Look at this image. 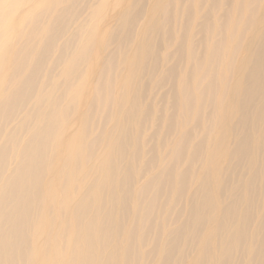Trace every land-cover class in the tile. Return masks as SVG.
<instances>
[{
    "label": "bare ground",
    "instance_id": "6f19581e",
    "mask_svg": "<svg viewBox=\"0 0 264 264\" xmlns=\"http://www.w3.org/2000/svg\"><path fill=\"white\" fill-rule=\"evenodd\" d=\"M0 264H264V0H0Z\"/></svg>",
    "mask_w": 264,
    "mask_h": 264
},
{
    "label": "rangeland",
    "instance_id": "374dc122",
    "mask_svg": "<svg viewBox=\"0 0 264 264\" xmlns=\"http://www.w3.org/2000/svg\"><path fill=\"white\" fill-rule=\"evenodd\" d=\"M112 4H113V8H115L116 6H118V4H121V0H111ZM121 7V6H120ZM114 17L113 13L111 12L110 17L108 18L109 24L114 22V19H112ZM163 92V91H162Z\"/></svg>",
    "mask_w": 264,
    "mask_h": 264
}]
</instances>
